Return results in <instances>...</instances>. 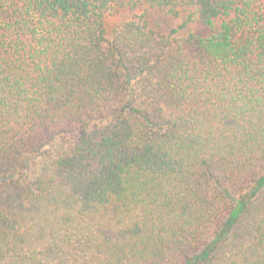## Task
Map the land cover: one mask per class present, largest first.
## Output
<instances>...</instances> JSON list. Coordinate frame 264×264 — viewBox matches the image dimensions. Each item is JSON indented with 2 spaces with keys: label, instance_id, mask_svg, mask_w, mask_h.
<instances>
[{
  "label": "trees",
  "instance_id": "trees-1",
  "mask_svg": "<svg viewBox=\"0 0 264 264\" xmlns=\"http://www.w3.org/2000/svg\"><path fill=\"white\" fill-rule=\"evenodd\" d=\"M0 264H264V0H0Z\"/></svg>",
  "mask_w": 264,
  "mask_h": 264
},
{
  "label": "rangeland",
  "instance_id": "rangeland-1",
  "mask_svg": "<svg viewBox=\"0 0 264 264\" xmlns=\"http://www.w3.org/2000/svg\"><path fill=\"white\" fill-rule=\"evenodd\" d=\"M144 10L132 11L124 7L116 9L113 13L108 14L105 17V25L107 29V36L109 39H113L119 25L132 17H135L139 13H143ZM147 19L150 22L151 28L158 33L166 37H182L190 31L203 32L202 26L196 23L192 11L189 9H183L177 17L167 15L164 11L148 10ZM57 144V143H56ZM51 151L55 149V145L51 148Z\"/></svg>",
  "mask_w": 264,
  "mask_h": 264
}]
</instances>
